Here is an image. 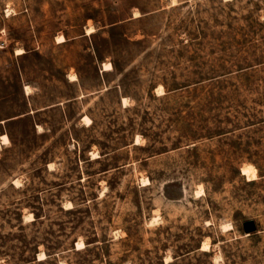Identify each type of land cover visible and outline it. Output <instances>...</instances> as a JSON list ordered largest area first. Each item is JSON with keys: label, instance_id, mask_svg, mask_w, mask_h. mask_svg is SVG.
<instances>
[{"label": "rangeland", "instance_id": "rangeland-1", "mask_svg": "<svg viewBox=\"0 0 264 264\" xmlns=\"http://www.w3.org/2000/svg\"><path fill=\"white\" fill-rule=\"evenodd\" d=\"M18 114L0 264H264V0H0Z\"/></svg>", "mask_w": 264, "mask_h": 264}, {"label": "bare ground", "instance_id": "bare-ground-1", "mask_svg": "<svg viewBox=\"0 0 264 264\" xmlns=\"http://www.w3.org/2000/svg\"><path fill=\"white\" fill-rule=\"evenodd\" d=\"M92 31H93V30H92L91 28H88L86 33H87V34H90ZM57 41H58V42H62V41H64L63 36H58V37H57ZM17 51H20V50L17 49ZM111 68H112V66H111L110 63H106V62H105V63H103V65H102V70H109V69H111ZM71 78L74 79V75H71ZM25 90H26V91H29V90H30V86L25 85ZM123 103H126V99H125V98H123ZM89 121H90V120H89ZM2 140H3L4 143H8V139H7L6 135L3 137ZM0 142H2V141H0ZM0 144H1V143H0ZM241 173H242L243 175H245V176L247 177L248 180H254V179L257 178V176H256V169H255V167L252 166V165H246V166L241 167ZM206 247H207L206 245H203V246L201 247V249L203 250V249H205ZM208 247H209V246H208ZM44 258H45V254H44V253H40L38 259H44Z\"/></svg>", "mask_w": 264, "mask_h": 264}, {"label": "crops", "instance_id": "crops-1", "mask_svg": "<svg viewBox=\"0 0 264 264\" xmlns=\"http://www.w3.org/2000/svg\"><path fill=\"white\" fill-rule=\"evenodd\" d=\"M27 114H30V112L26 111L25 114H23V116H26ZM22 115L18 114L16 116H10V117H0V126L2 125L3 126V129L1 132H0V142L1 144L4 143L3 142V137L6 135L8 141H9V134H8V131L6 129V126H8V124L12 123V122H16L18 121L17 119L23 117ZM6 130V131H5ZM6 144V143H5Z\"/></svg>", "mask_w": 264, "mask_h": 264}, {"label": "water", "instance_id": "water-1", "mask_svg": "<svg viewBox=\"0 0 264 264\" xmlns=\"http://www.w3.org/2000/svg\"><path fill=\"white\" fill-rule=\"evenodd\" d=\"M242 228L245 234L251 233L255 231L256 229V224L253 220H245L242 223Z\"/></svg>", "mask_w": 264, "mask_h": 264}]
</instances>
